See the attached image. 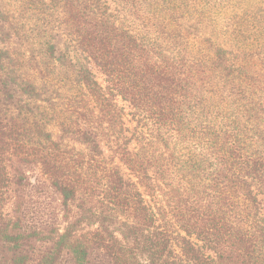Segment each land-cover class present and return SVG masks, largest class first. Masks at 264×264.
Returning <instances> with one entry per match:
<instances>
[{
  "label": "trees",
  "instance_id": "16d2710c",
  "mask_svg": "<svg viewBox=\"0 0 264 264\" xmlns=\"http://www.w3.org/2000/svg\"><path fill=\"white\" fill-rule=\"evenodd\" d=\"M214 2L0 0V264H264V2Z\"/></svg>",
  "mask_w": 264,
  "mask_h": 264
},
{
  "label": "rangeland",
  "instance_id": "374dc122",
  "mask_svg": "<svg viewBox=\"0 0 264 264\" xmlns=\"http://www.w3.org/2000/svg\"><path fill=\"white\" fill-rule=\"evenodd\" d=\"M263 2L264 0H215L213 14L217 18H226L234 14L241 15L255 10ZM23 175V196L29 201L34 198L33 194L36 190H41L45 193L42 198L45 197L48 208L59 214L60 197L50 188L40 169L37 166L25 168L23 169Z\"/></svg>",
  "mask_w": 264,
  "mask_h": 264
}]
</instances>
